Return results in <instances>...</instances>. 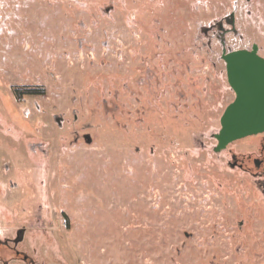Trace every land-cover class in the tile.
I'll return each mask as SVG.
<instances>
[{
	"label": "rangeland",
	"instance_id": "rangeland-1",
	"mask_svg": "<svg viewBox=\"0 0 264 264\" xmlns=\"http://www.w3.org/2000/svg\"><path fill=\"white\" fill-rule=\"evenodd\" d=\"M254 44L264 0H0V264H264V132L215 150Z\"/></svg>",
	"mask_w": 264,
	"mask_h": 264
},
{
	"label": "water",
	"instance_id": "water-1",
	"mask_svg": "<svg viewBox=\"0 0 264 264\" xmlns=\"http://www.w3.org/2000/svg\"><path fill=\"white\" fill-rule=\"evenodd\" d=\"M222 58L227 82L235 96L220 116L215 150L264 132V57L257 53L254 44L250 50H234Z\"/></svg>",
	"mask_w": 264,
	"mask_h": 264
},
{
	"label": "trees",
	"instance_id": "trees-1",
	"mask_svg": "<svg viewBox=\"0 0 264 264\" xmlns=\"http://www.w3.org/2000/svg\"><path fill=\"white\" fill-rule=\"evenodd\" d=\"M21 88H17L16 90H15V93H16V97L19 99V98H21V94L22 93H24V92H22V90H20ZM32 91L31 90H27V93H31Z\"/></svg>",
	"mask_w": 264,
	"mask_h": 264
},
{
	"label": "flooded vegetation",
	"instance_id": "flooded-vegetation-1",
	"mask_svg": "<svg viewBox=\"0 0 264 264\" xmlns=\"http://www.w3.org/2000/svg\"><path fill=\"white\" fill-rule=\"evenodd\" d=\"M262 161L260 159L254 158L253 159V164L255 167H259Z\"/></svg>",
	"mask_w": 264,
	"mask_h": 264
}]
</instances>
